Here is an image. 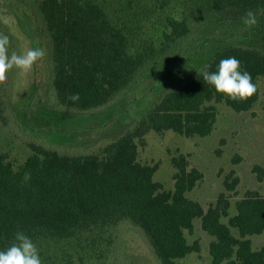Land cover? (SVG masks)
Wrapping results in <instances>:
<instances>
[{"label":"trees","instance_id":"obj_1","mask_svg":"<svg viewBox=\"0 0 264 264\" xmlns=\"http://www.w3.org/2000/svg\"><path fill=\"white\" fill-rule=\"evenodd\" d=\"M4 1L42 37L56 104L74 112L108 104L149 65L183 49L191 38L211 51L185 83L166 92L132 129L97 152L68 155L30 143V154L19 166L0 154V250L19 231L36 245L42 264H100L111 257L116 228L129 223L145 233L161 264H188L184 260L199 252L200 244L190 243L187 232L193 234L194 220L200 218L215 238L211 264H264V247L255 250L250 239L264 232V197L249 190L231 215V193L240 184L234 170L225 179V191L205 210L187 196L204 173L189 169L184 156L173 160L174 189L156 180L158 166L139 161L140 146L151 131L207 137L217 123L214 103L238 113L257 105L264 49L241 45L235 37L253 33L264 45V0ZM248 11L257 20L252 27L241 20ZM0 33L9 36L11 55L14 36L1 18ZM228 57L237 58L256 85L245 102L227 99L203 80L204 70L215 71ZM74 93L80 97L75 103L68 99Z\"/></svg>","mask_w":264,"mask_h":264},{"label":"rangeland","instance_id":"obj_2","mask_svg":"<svg viewBox=\"0 0 264 264\" xmlns=\"http://www.w3.org/2000/svg\"><path fill=\"white\" fill-rule=\"evenodd\" d=\"M13 9L0 0V18L14 36L12 52L21 54L30 48L45 51L44 41L31 21L19 17ZM235 40L244 46L264 49L253 33L242 32ZM210 51L211 47L191 38L183 49L149 65L131 86L108 104L89 112H74L56 104L51 64L46 55L23 76L14 68L0 82V154H8L19 166L30 154V143L68 155L97 152L132 129L166 92L185 83ZM260 86L261 99L250 111L238 113L223 103H214L217 123L207 137L186 138L173 131H151L145 137V144L140 146L139 161L158 166L156 180L167 189H174L177 169L173 160L184 156L189 169L198 168L204 173V179L187 196L198 200L205 210L225 191V179L234 170L240 178V184L231 193L230 213L235 215L237 200L249 190H257L264 197L263 80ZM256 166L259 172H255ZM223 222L227 223L228 219L223 218ZM231 230L240 238L238 229ZM114 232L111 257L100 264H161L140 228L125 223ZM187 235L190 243L199 242L200 251L189 255L184 262L211 264L210 244L215 238L203 229L200 218L194 220L193 234L187 232ZM250 239L255 250L264 247V232Z\"/></svg>","mask_w":264,"mask_h":264},{"label":"clouds","instance_id":"obj_3","mask_svg":"<svg viewBox=\"0 0 264 264\" xmlns=\"http://www.w3.org/2000/svg\"><path fill=\"white\" fill-rule=\"evenodd\" d=\"M242 23L248 27L257 24L255 14L248 11L242 18ZM9 36L0 33V82L6 79V73L16 69L19 75L30 72L33 66L46 53L41 48H30L24 53L12 52L9 55ZM240 61L235 57L220 60L215 71L202 72L203 80L213 86L216 92L234 102H245L257 91L252 83V76L247 71L240 70ZM73 103L79 101L78 93L68 97ZM0 264H42L39 251L33 241L23 232L15 234L14 242L5 250H0Z\"/></svg>","mask_w":264,"mask_h":264}]
</instances>
